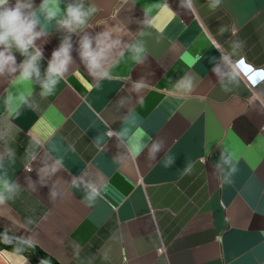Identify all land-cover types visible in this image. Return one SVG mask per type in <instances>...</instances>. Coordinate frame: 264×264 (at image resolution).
<instances>
[{
    "label": "crops",
    "instance_id": "obj_1",
    "mask_svg": "<svg viewBox=\"0 0 264 264\" xmlns=\"http://www.w3.org/2000/svg\"><path fill=\"white\" fill-rule=\"evenodd\" d=\"M77 3L97 10L49 22L31 85L0 76V229L58 264H264V0L60 8ZM100 33L89 74L80 41ZM65 37L68 72L41 95Z\"/></svg>",
    "mask_w": 264,
    "mask_h": 264
},
{
    "label": "clouds",
    "instance_id": "obj_2",
    "mask_svg": "<svg viewBox=\"0 0 264 264\" xmlns=\"http://www.w3.org/2000/svg\"><path fill=\"white\" fill-rule=\"evenodd\" d=\"M60 3L61 0H42L37 7L34 0H0V76L6 73L18 74L19 81L31 85L33 75L39 76L37 62L43 55L42 49L36 46L35 41L47 34L49 22L55 20L57 25L68 32H75L77 29L82 30L87 25L91 13L97 10L94 7L90 11L85 10L82 3L69 4L62 10ZM40 15H43V21L40 20ZM38 27L40 30H37ZM107 36L108 33L97 35L96 48H93L92 40L87 35L80 41L81 60L89 74L102 67L101 61L105 58L107 48L110 47L105 45L103 39ZM68 39L65 37L60 48L52 53L47 79L42 83L44 91L41 95L50 94L58 81L68 72V65L72 59L69 54L71 45ZM29 49H32V52H29ZM16 52L25 57L20 64L16 62ZM19 99L23 102L25 97L21 95ZM8 100H12L11 94ZM141 147L135 145L134 150L139 152ZM3 188L12 190L7 181L3 182ZM4 200L5 196L0 191V203Z\"/></svg>",
    "mask_w": 264,
    "mask_h": 264
},
{
    "label": "trees",
    "instance_id": "obj_3",
    "mask_svg": "<svg viewBox=\"0 0 264 264\" xmlns=\"http://www.w3.org/2000/svg\"><path fill=\"white\" fill-rule=\"evenodd\" d=\"M0 233L11 236L7 232L0 229ZM14 237V236H12ZM19 239V238H18ZM34 248V247H32ZM31 246L24 242L23 240H11L7 238H0V251H10L17 254L24 255L27 259H29L33 264H44L40 261H38L35 257V254L32 250ZM36 252L39 254V256L48 264H58L54 259L47 256L43 252H41L39 249L34 248Z\"/></svg>",
    "mask_w": 264,
    "mask_h": 264
},
{
    "label": "snow or ice",
    "instance_id": "obj_4",
    "mask_svg": "<svg viewBox=\"0 0 264 264\" xmlns=\"http://www.w3.org/2000/svg\"><path fill=\"white\" fill-rule=\"evenodd\" d=\"M185 60H186L187 62H191L190 58H188V57H185ZM239 67H240L245 73H250V72H252V68H251V66H248V65L246 64L245 61H241ZM262 74H264V73H261V72H258V73H257V75H262Z\"/></svg>",
    "mask_w": 264,
    "mask_h": 264
},
{
    "label": "water",
    "instance_id": "obj_5",
    "mask_svg": "<svg viewBox=\"0 0 264 264\" xmlns=\"http://www.w3.org/2000/svg\"><path fill=\"white\" fill-rule=\"evenodd\" d=\"M0 238H7V239H11V240H19V239L16 238V237L8 236V235L2 234V233H0ZM31 248H32V246H31ZM32 250H33V252H34V254H35V257H36V259H37L38 261H40V262H42V263H44V264H48V263H46V262H45V261L39 256V254L36 252V250H35L34 248H32Z\"/></svg>",
    "mask_w": 264,
    "mask_h": 264
},
{
    "label": "rangeland",
    "instance_id": "obj_6",
    "mask_svg": "<svg viewBox=\"0 0 264 264\" xmlns=\"http://www.w3.org/2000/svg\"><path fill=\"white\" fill-rule=\"evenodd\" d=\"M0 264H7L3 254L0 252Z\"/></svg>",
    "mask_w": 264,
    "mask_h": 264
}]
</instances>
